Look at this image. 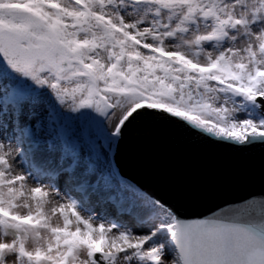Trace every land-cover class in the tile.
Instances as JSON below:
<instances>
[{
  "label": "snow or ice",
  "instance_id": "1",
  "mask_svg": "<svg viewBox=\"0 0 264 264\" xmlns=\"http://www.w3.org/2000/svg\"><path fill=\"white\" fill-rule=\"evenodd\" d=\"M149 114L264 164V0H0V264H264V193L189 215L121 175Z\"/></svg>",
  "mask_w": 264,
  "mask_h": 264
},
{
  "label": "water",
  "instance_id": "2",
  "mask_svg": "<svg viewBox=\"0 0 264 264\" xmlns=\"http://www.w3.org/2000/svg\"><path fill=\"white\" fill-rule=\"evenodd\" d=\"M187 133L177 122L151 114L138 117L117 153L121 175L144 186L164 184L189 215L202 214L225 199L243 201L264 193V164L259 152L234 153L211 146L198 156L165 147ZM261 202L241 205L240 215L259 212Z\"/></svg>",
  "mask_w": 264,
  "mask_h": 264
},
{
  "label": "bare ground",
  "instance_id": "3",
  "mask_svg": "<svg viewBox=\"0 0 264 264\" xmlns=\"http://www.w3.org/2000/svg\"><path fill=\"white\" fill-rule=\"evenodd\" d=\"M88 206H89V207H94V205H92V204H90V205H88ZM97 210L100 211V214H101V215H104L105 212H107V213H109V214H111V215H113V216L117 215L115 209L111 208V206H108V208H107L106 210H102V209H99V208H97Z\"/></svg>",
  "mask_w": 264,
  "mask_h": 264
},
{
  "label": "rangeland",
  "instance_id": "4",
  "mask_svg": "<svg viewBox=\"0 0 264 264\" xmlns=\"http://www.w3.org/2000/svg\"><path fill=\"white\" fill-rule=\"evenodd\" d=\"M97 211H99V210H97ZM100 212V211H99Z\"/></svg>",
  "mask_w": 264,
  "mask_h": 264
}]
</instances>
